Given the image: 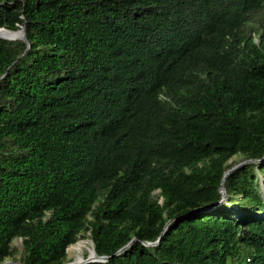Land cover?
Instances as JSON below:
<instances>
[{
  "label": "trees",
  "instance_id": "obj_1",
  "mask_svg": "<svg viewBox=\"0 0 264 264\" xmlns=\"http://www.w3.org/2000/svg\"><path fill=\"white\" fill-rule=\"evenodd\" d=\"M20 25L0 37V263L88 237L107 257L79 264H264V0H0ZM235 155L262 159L212 205Z\"/></svg>",
  "mask_w": 264,
  "mask_h": 264
},
{
  "label": "water",
  "instance_id": "obj_2",
  "mask_svg": "<svg viewBox=\"0 0 264 264\" xmlns=\"http://www.w3.org/2000/svg\"><path fill=\"white\" fill-rule=\"evenodd\" d=\"M0 30L3 31V32H16V34L14 36L12 35H1L0 34V37L2 38H20L24 41L25 40V37L23 35V25H20L18 26L17 28L15 29H8V28H5L3 26H0ZM27 44V42H26ZM262 157H259V158H256V157H247L243 160H239V161H235L233 163H231L221 174V178H220V181H219V184H218V192H219V198L217 199V201L215 203H213L212 205H215L216 203H219L220 201H222L225 197V193H224V188H223V185H222V179L224 178V176L229 172L231 171L233 168L237 167L238 165L240 164H243L245 162H249V161H259L261 160ZM261 186V189H263V186L260 184ZM189 215V212L188 213H185V214H182L180 216H188ZM170 220V218L166 219V221L163 223L160 231H159V234L157 235V237L154 239V240H144L143 243L146 244V245H149V244H154L156 243L158 240H159V237L160 235L162 234V231L166 225V223ZM89 243H90V247L87 248V253L85 256H80V257H72L71 259L69 260H65L63 262H61L60 264H79V263H82V262H85V261H90V260H105L107 255L106 254H96L93 250V247H92V242L90 240V238H87ZM134 237H130L125 243H123L122 245H120L114 252L117 253L119 251H121L122 249H124L130 242L131 240H133ZM82 239H79V241H81ZM77 240L69 243L68 245L70 244H73V243H76ZM68 246L65 247V251L67 249ZM0 264H22L21 262L19 261H13L9 258H6L4 259L3 261H1Z\"/></svg>",
  "mask_w": 264,
  "mask_h": 264
},
{
  "label": "rangeland",
  "instance_id": "obj_3",
  "mask_svg": "<svg viewBox=\"0 0 264 264\" xmlns=\"http://www.w3.org/2000/svg\"><path fill=\"white\" fill-rule=\"evenodd\" d=\"M1 33H4V32H0V34ZM6 35H8V33H6ZM10 35V34H9ZM234 159H236L235 161H239V160H243V159H245V158H243V157H241V156H239V155H235V157H234ZM234 161V162H235ZM246 163V162H245ZM88 237H83V238H79V239H82V241H85V247H83L82 248V251H81V255H83V256H85L86 255V253H87V248H89L90 247V243H89V241H88V239H87ZM79 239H76L77 241H79ZM13 243H15V245H16V247L17 248H20L19 247V239L18 238H16V239H13V241H12ZM68 246V245H67ZM85 249V250H84ZM18 250V249H17ZM66 257H67V260H69V259H71L72 257H74V251L73 250H70V251H68L67 249H66ZM73 252V253H72ZM16 257L18 256V252H15V254H14ZM9 259H11V258H9ZM11 260H13V259H11ZM13 261H17V260H13Z\"/></svg>",
  "mask_w": 264,
  "mask_h": 264
},
{
  "label": "bare ground",
  "instance_id": "obj_4",
  "mask_svg": "<svg viewBox=\"0 0 264 264\" xmlns=\"http://www.w3.org/2000/svg\"><path fill=\"white\" fill-rule=\"evenodd\" d=\"M0 32H3V31L0 30ZM6 33H8V35L10 34L12 36H14L16 34V33H12V32H4V33H1V35H6ZM85 246H86L85 245V241L81 240V241H77L76 243L68 245L67 250L68 251L73 250L74 251V256L75 257H80V256H83V255H81V251H82V248L85 247Z\"/></svg>",
  "mask_w": 264,
  "mask_h": 264
},
{
  "label": "clouds",
  "instance_id": "obj_5",
  "mask_svg": "<svg viewBox=\"0 0 264 264\" xmlns=\"http://www.w3.org/2000/svg\"><path fill=\"white\" fill-rule=\"evenodd\" d=\"M12 39H15V38H12Z\"/></svg>",
  "mask_w": 264,
  "mask_h": 264
}]
</instances>
